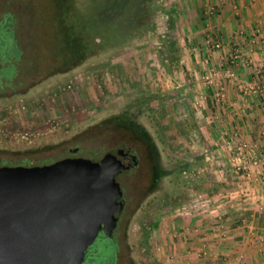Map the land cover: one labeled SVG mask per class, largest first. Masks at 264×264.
Segmentation results:
<instances>
[{
    "label": "rangeland",
    "instance_id": "374dc122",
    "mask_svg": "<svg viewBox=\"0 0 264 264\" xmlns=\"http://www.w3.org/2000/svg\"><path fill=\"white\" fill-rule=\"evenodd\" d=\"M180 1L79 0L108 37L102 44L93 35L98 45L80 56L57 0H0V163H46L74 147L96 158L120 144L138 156L134 169L117 176L118 226L109 239L96 238L84 264L184 262L179 247L197 235L195 226L182 227L185 215L194 221L202 204H212L216 183L240 195L249 173L248 166H216L215 154L202 150V109L194 88L182 85ZM124 112L151 135L159 167L140 139L116 125ZM219 167L227 182L218 180Z\"/></svg>",
    "mask_w": 264,
    "mask_h": 264
},
{
    "label": "crops",
    "instance_id": "0c3cea01",
    "mask_svg": "<svg viewBox=\"0 0 264 264\" xmlns=\"http://www.w3.org/2000/svg\"><path fill=\"white\" fill-rule=\"evenodd\" d=\"M180 6L187 76L182 85L194 88L202 109L197 114L205 120L198 131L205 139L204 154H215L216 166L225 162L237 169L238 141H246L257 154L256 160H246L249 173L237 185L240 195L216 183L212 204H202L194 221L185 215L182 227L190 231L195 226L190 232L197 235L179 247L187 257L180 264H264V0H181ZM225 70L234 75L225 76ZM243 80L255 83L260 95L244 94L239 87ZM218 172V180L227 182L228 174L221 167Z\"/></svg>",
    "mask_w": 264,
    "mask_h": 264
},
{
    "label": "water",
    "instance_id": "95a60500",
    "mask_svg": "<svg viewBox=\"0 0 264 264\" xmlns=\"http://www.w3.org/2000/svg\"><path fill=\"white\" fill-rule=\"evenodd\" d=\"M129 166L112 152L0 166V264H84L101 231L116 227L124 206L116 177Z\"/></svg>",
    "mask_w": 264,
    "mask_h": 264
},
{
    "label": "trees",
    "instance_id": "16d2710c",
    "mask_svg": "<svg viewBox=\"0 0 264 264\" xmlns=\"http://www.w3.org/2000/svg\"><path fill=\"white\" fill-rule=\"evenodd\" d=\"M57 2H59V5L61 6L60 11L63 14V22H65V24L63 23L64 29L66 30L69 27L70 30H75V33L78 36L77 38L79 41L78 44L75 45L77 46V49L74 51L75 53L80 56H86L89 55V52L94 51V46L96 47L98 44L94 38H91L93 35L100 37L102 44L108 42V37L104 31H101L102 28L98 26L97 19L82 11V4L79 0H57ZM120 2L121 0H119V3ZM117 5L118 3L114 4V6ZM75 46L72 47V49H74ZM116 125L131 131L135 139H140L142 144L146 145V148L148 149L147 153L149 154L151 161L156 163L159 167L157 148L151 135L146 129H144L143 125L138 123L127 112L118 114ZM158 175L160 177V174L155 170V176Z\"/></svg>",
    "mask_w": 264,
    "mask_h": 264
},
{
    "label": "flooded vegetation",
    "instance_id": "af4514ba",
    "mask_svg": "<svg viewBox=\"0 0 264 264\" xmlns=\"http://www.w3.org/2000/svg\"><path fill=\"white\" fill-rule=\"evenodd\" d=\"M106 152L114 153L115 155L119 156L125 163L130 165L127 170H123L122 172H120V174H123V173H126L128 171H131L138 164V156H137V154L135 153L134 149L131 146H125L123 144H120V145L114 146L113 148L107 150ZM106 152H104V154ZM102 156L96 157V158L90 157V156H82L80 154V148L79 147H74V148H69L62 157L57 158V159H54V158L50 159V160H48V162L46 161V163L45 162L44 163L41 162L39 164H33V163L29 164V163H27L25 161H22V162L14 163V164H12V163L11 164H6L5 162H3V163H0V166H17V165H22V166H40V165L53 163V162H55L57 160H60V159H63V158L86 157V158H90V159H93V160H100V158H102ZM120 174H118L117 176H119ZM123 209H124V206H123ZM123 209L118 215V219H117V222H116V227L118 226V223H119L121 214L123 212ZM116 227H115V229H116ZM114 230H113V232H114ZM113 232H112V234H113ZM112 234L110 236H107L105 234V231H101L100 236L103 235L105 238L109 239L112 236ZM88 259H90L89 253L86 252L84 263H86L88 261Z\"/></svg>",
    "mask_w": 264,
    "mask_h": 264
},
{
    "label": "built area",
    "instance_id": "2783aa9c",
    "mask_svg": "<svg viewBox=\"0 0 264 264\" xmlns=\"http://www.w3.org/2000/svg\"><path fill=\"white\" fill-rule=\"evenodd\" d=\"M213 46L215 48H219L220 45L219 43H215L213 42L212 43ZM230 60L231 62L235 63L236 60H237V54H233L231 57H230ZM234 75V72L231 71V70H225V76L227 77H231ZM239 87L241 89V91L244 93V94H247V95H251V96H258L260 95V88L253 82H249V81H246V80H243L242 82H239ZM217 96L219 97V99H221V94L220 93H217ZM235 150H236V155H238V159L240 160V158L242 160H240V162L238 163V167H242V168H245L246 167V163H247V159H252V160H256L257 158V154L256 152L253 150V148L246 142V141H238L237 144L235 145ZM248 157V158H246ZM242 165V166H240ZM248 174V173H246Z\"/></svg>",
    "mask_w": 264,
    "mask_h": 264
}]
</instances>
